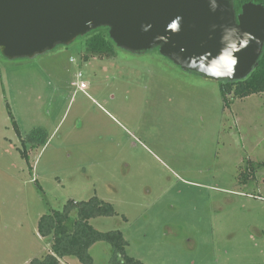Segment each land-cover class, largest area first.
<instances>
[{"label": "rangeland", "instance_id": "obj_1", "mask_svg": "<svg viewBox=\"0 0 264 264\" xmlns=\"http://www.w3.org/2000/svg\"><path fill=\"white\" fill-rule=\"evenodd\" d=\"M85 51L78 37L34 57L0 52V264L42 258L40 217L94 195L118 216L91 223L120 229L145 264H264V93L225 104L222 80L155 48ZM35 129L46 140L26 142L28 162ZM90 253L112 264L108 242Z\"/></svg>", "mask_w": 264, "mask_h": 264}, {"label": "water", "instance_id": "obj_2", "mask_svg": "<svg viewBox=\"0 0 264 264\" xmlns=\"http://www.w3.org/2000/svg\"><path fill=\"white\" fill-rule=\"evenodd\" d=\"M100 26L119 48L159 52L207 78L248 75L264 47V5L233 0H0V51L34 57Z\"/></svg>", "mask_w": 264, "mask_h": 264}, {"label": "trees", "instance_id": "obj_3", "mask_svg": "<svg viewBox=\"0 0 264 264\" xmlns=\"http://www.w3.org/2000/svg\"><path fill=\"white\" fill-rule=\"evenodd\" d=\"M233 1L237 14L241 12L245 3L253 2L264 5V0ZM79 37L83 38L85 43L84 58L86 60L90 57H112L118 49L110 37L107 26H100ZM155 49L159 51V47ZM220 90L225 104H229L234 98L242 99L253 94L264 93V47L257 64L248 75L240 79L220 81ZM229 96L232 99H229ZM10 115L13 119L11 113ZM13 122L15 124L14 120ZM16 130L21 137L17 127ZM41 136L46 140L41 130L35 129L26 136V139L22 138V154L28 162L26 142L30 141L33 143L32 146L37 147L39 146L37 140ZM114 216H118L115 206L98 195L81 201L69 199L62 209H50L38 221V232L41 236L50 239V250L42 258H34L30 264H65L62 260L71 256L76 257L83 264H93L94 258L90 249L100 241H106L111 245L110 262L112 264H145L127 253L128 241L120 229L102 231L91 223V220L95 218ZM123 219L127 220L125 216Z\"/></svg>", "mask_w": 264, "mask_h": 264}, {"label": "built area", "instance_id": "obj_4", "mask_svg": "<svg viewBox=\"0 0 264 264\" xmlns=\"http://www.w3.org/2000/svg\"><path fill=\"white\" fill-rule=\"evenodd\" d=\"M82 77V73L79 74L78 78ZM73 85L79 87V89H86L87 88V83L85 81H83L82 79L77 80V81H73L72 82Z\"/></svg>", "mask_w": 264, "mask_h": 264}, {"label": "crops", "instance_id": "obj_5", "mask_svg": "<svg viewBox=\"0 0 264 264\" xmlns=\"http://www.w3.org/2000/svg\"><path fill=\"white\" fill-rule=\"evenodd\" d=\"M62 262L65 263V264L68 263L67 259H63Z\"/></svg>", "mask_w": 264, "mask_h": 264}]
</instances>
